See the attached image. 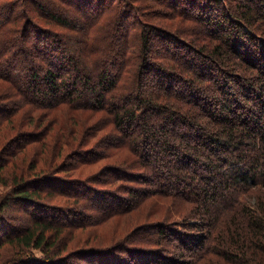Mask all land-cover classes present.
<instances>
[{
	"label": "trees",
	"instance_id": "obj_1",
	"mask_svg": "<svg viewBox=\"0 0 264 264\" xmlns=\"http://www.w3.org/2000/svg\"><path fill=\"white\" fill-rule=\"evenodd\" d=\"M117 1L0 0V264H264V0ZM101 161L88 235L31 207Z\"/></svg>",
	"mask_w": 264,
	"mask_h": 264
},
{
	"label": "rangeland",
	"instance_id": "obj_2",
	"mask_svg": "<svg viewBox=\"0 0 264 264\" xmlns=\"http://www.w3.org/2000/svg\"><path fill=\"white\" fill-rule=\"evenodd\" d=\"M122 1H126V0H118L117 2L122 4ZM141 1H146L147 4L148 3H152L154 4L153 0H141ZM139 7V6H138ZM142 7V6H141ZM142 9V8H141ZM139 9L138 11L141 13L142 10ZM136 12V10L134 11ZM142 15V14H141ZM141 19L146 20V16L142 15ZM31 55V54H30ZM32 56H29V58ZM26 71V70H25ZM88 92V91H86ZM21 99V98H20ZM90 100L88 99V102ZM22 118V117H21ZM22 120L27 123V120H24L22 118ZM120 139V137L117 136H111V139L108 141V143H113L116 144L118 142V140ZM103 140V139H102ZM110 145V144H108ZM108 148L101 146V151H105ZM124 154L128 153L127 149L124 147H122V149H120ZM100 149H98L96 152L101 153ZM93 156V155H90ZM37 161H39L40 163H42V161L39 160V158H35ZM102 161H107L106 159H103ZM97 164L96 166H92L94 167V172H96L95 174V178L91 176H83V173L86 172V168H84V172L82 173V175H79L77 173H73V175H69V174H64L63 172H60L58 174H56L54 177L55 178H63V182L64 183H69L71 185V187H69V189H61V190H57V189H47L46 190V194H42V198L37 201V202H33L31 204L32 208H35V210L38 211L37 214H41L42 216H44V209H47L46 211L52 213V212H56V207H61V211H58L56 213L59 214L63 213L65 215L67 214H79V218L80 217H84L85 216V221L88 222V224H85L84 226L80 225L79 227H76L74 231L78 232L81 235H88L89 234V224H91L92 220L94 219V217H96L97 215V210L92 209L91 205H92V201L91 199L97 197V196H103L104 193H107V189L108 187H111L110 185H112V179L114 176L112 175H107L105 173H107L108 169H107V165L106 163L102 162ZM91 167L90 171H93V168ZM131 178V177H129ZM134 178V177H132ZM103 180H107V181H103ZM103 181V182H102ZM107 183V184H106ZM40 185H37V187L40 188L41 183H39ZM42 187V186H41ZM10 186H0V194L3 195V198H7L8 194V190H9ZM41 189V188H40ZM112 190V189H111ZM49 191H51V193H54V196H50ZM115 192V191H113ZM119 196H124V200L127 201V194L126 192H123V194L118 192ZM90 196V197H89ZM91 198V199H90ZM23 204L20 205H16V203L14 204L12 201H8V203L4 206V210L2 211L3 216L6 217L5 222L6 224L8 223H12L13 224H17L18 226H24V225H29V222L32 218V216H28V214L25 213L26 210L23 209ZM27 207V206H26ZM105 209L107 208L106 206L101 207L100 209ZM62 210H64L65 212H62ZM68 216V215H67ZM72 216V215H71ZM118 216H114L111 217V219L109 221H111V223H109V226H104L103 232L109 231V228L112 227V225H119L120 222H118ZM62 219H65L64 216L61 217ZM71 220L73 219L72 217H69ZM121 220V218H120ZM75 222V221H74ZM84 222V221H83ZM114 222H116V224H114ZM93 223V222H92ZM122 224V222L120 223ZM72 225V224H70ZM10 226V225H8ZM10 228V227H9ZM106 231V232H107ZM75 234L77 235L78 233ZM67 233V232H65ZM64 233V234H65ZM71 234H68V240L70 238ZM70 242H74L73 241V237L70 238ZM10 245L8 243H4L3 246L0 249V260H8L10 257L14 258L16 257V255L18 253H14L13 249L11 247H9ZM69 248V247H67ZM76 249V248H75ZM74 249V250H75ZM74 250L69 251L68 255H70V252H75ZM35 252V255L37 257V259L42 260V253L37 250L34 249L33 250ZM67 254V251L65 250V253ZM73 254V253H71ZM78 253L75 252L74 256H76ZM78 260H75L73 258V261H71L72 263H76ZM41 262V261H40ZM80 264H86L84 263V261H82L81 259L79 260Z\"/></svg>",
	"mask_w": 264,
	"mask_h": 264
}]
</instances>
